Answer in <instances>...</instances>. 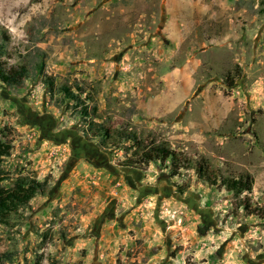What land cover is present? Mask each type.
Segmentation results:
<instances>
[{
	"label": "rangeland",
	"instance_id": "374dc122",
	"mask_svg": "<svg viewBox=\"0 0 264 264\" xmlns=\"http://www.w3.org/2000/svg\"><path fill=\"white\" fill-rule=\"evenodd\" d=\"M0 55L30 72L0 81V193L48 181L0 222V264H264V0H0ZM153 146L178 176L121 166Z\"/></svg>",
	"mask_w": 264,
	"mask_h": 264
},
{
	"label": "trees",
	"instance_id": "16d2710c",
	"mask_svg": "<svg viewBox=\"0 0 264 264\" xmlns=\"http://www.w3.org/2000/svg\"><path fill=\"white\" fill-rule=\"evenodd\" d=\"M30 77V72L27 67L20 66L18 68H12L8 70L1 59L0 55V81L6 85L18 87L23 84V82ZM48 88H50L51 93L62 94L65 101L73 100L77 101V105L83 106V101L79 97L82 95L83 89L80 87L77 88L79 95L73 93L71 86L62 85L56 87L53 79H47ZM81 113L84 115L83 118L88 119V108L87 106L82 107ZM90 134L93 138H103L102 145L105 149H109L111 145L115 146L113 143L109 144L110 140L113 138V134L110 132L109 128L104 127L101 124L92 122L86 131V135L89 137ZM123 137V136H122ZM117 139V137H114ZM124 139V137H123ZM126 139L129 141H134L135 144L139 145V138L130 134L126 136ZM119 141V140H118ZM117 147V145H116ZM148 151H143L141 153H136L132 158H128L121 166L127 169H136V170H146V167L151 162L162 161L165 162L166 159L172 157V175L178 176L180 174L181 165L180 162L176 159L173 153H170L169 150L164 148H157L153 146ZM153 152V153H152ZM10 151L4 150L0 146V159L3 157H9ZM2 173V168L0 167V175ZM48 181L45 180L43 183H39L36 180H32L30 183L31 189L25 190V183L23 181H18L16 186L12 190H8L5 193H0V222L5 223L8 216L16 212L20 207L26 206L35 196L36 192L44 194L47 187ZM252 186L244 178L232 179L228 182L229 191L233 192L236 196L242 195L246 191H250Z\"/></svg>",
	"mask_w": 264,
	"mask_h": 264
},
{
	"label": "flooded vegetation",
	"instance_id": "af4514ba",
	"mask_svg": "<svg viewBox=\"0 0 264 264\" xmlns=\"http://www.w3.org/2000/svg\"><path fill=\"white\" fill-rule=\"evenodd\" d=\"M81 145H82L81 147H83L84 151L87 150V153L85 154V156L88 155L87 156V160H89L92 163H95V162L96 163L97 162L102 163L103 166H105L107 164V161L101 155L97 154L96 151H94L93 149L91 150L90 147L87 146V145H84V144H81ZM91 154L96 156L95 159L90 157ZM133 170H136V169H133ZM128 179L129 178L126 176V180H128ZM128 182H132L133 184H135V182L133 180H131V179Z\"/></svg>",
	"mask_w": 264,
	"mask_h": 264
}]
</instances>
